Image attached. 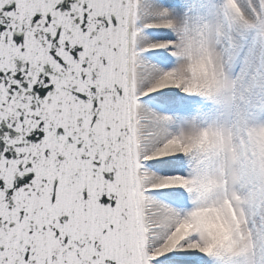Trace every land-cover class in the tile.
<instances>
[{"label": "snow or ice", "instance_id": "obj_1", "mask_svg": "<svg viewBox=\"0 0 264 264\" xmlns=\"http://www.w3.org/2000/svg\"><path fill=\"white\" fill-rule=\"evenodd\" d=\"M0 264H264V0H0Z\"/></svg>", "mask_w": 264, "mask_h": 264}]
</instances>
